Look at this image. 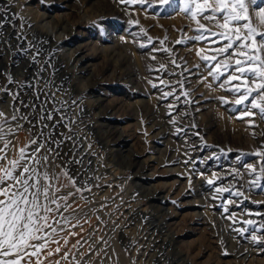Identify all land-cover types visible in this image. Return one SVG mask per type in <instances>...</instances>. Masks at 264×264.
<instances>
[{
  "label": "rangeland",
  "instance_id": "1",
  "mask_svg": "<svg viewBox=\"0 0 264 264\" xmlns=\"http://www.w3.org/2000/svg\"><path fill=\"white\" fill-rule=\"evenodd\" d=\"M152 4L0 0V20L7 17L0 30V111L5 113L0 117V136L11 141L7 156L17 158L19 147L38 137L40 131L45 135L51 131L44 129L51 121L41 124L38 119L45 109L56 108L55 119L63 115V123L75 120L71 132L63 126L57 128L73 139L65 140L59 157H50L47 170L57 175L63 166L71 175L79 173L80 184L93 178L89 181L92 192L83 193L88 203L80 194L69 201L74 207L79 205L77 216L86 215L91 221L84 224L82 233L74 229L80 235L68 245L81 264H264V249L251 242L249 233L242 237L232 231L247 227L242 220L264 221V216L247 214L264 213V205L252 202L264 201V192L247 183L253 177L243 166L255 164L257 158L242 155L264 144V136L259 135L264 121L256 117L259 127L250 129L245 122L248 117L238 119L242 107L222 105L217 99L223 96L234 102L236 97L218 87L221 81L208 77L207 67L196 56L197 49L207 52L208 40L189 39L198 33L190 16L181 12L184 0H169L166 5L152 0ZM259 6H264V0L250 6L253 26L259 25L255 17ZM129 20H139V24H129ZM201 22L218 31L212 23ZM141 27L154 38L157 48L167 37L163 47L170 48L172 56L151 52L153 45L141 49L139 44L147 38L133 35ZM177 40L184 43L176 44ZM152 55L157 59H151ZM173 58L181 67L170 63ZM160 63L175 75L156 71ZM158 77L170 81L176 95L188 91V99L194 103H184L182 95L179 101L174 96L161 99L160 89L171 88L160 85ZM204 77L207 80L201 83ZM149 80L159 87L153 88ZM177 81H183V89ZM209 83L211 88L206 86ZM170 103L177 105L172 112L178 119L175 126L168 115ZM13 115L16 120L11 119ZM192 123L197 125L195 129L188 127ZM176 127L186 131L174 135ZM253 130L256 137L251 135ZM185 139L188 145L197 146L195 151ZM4 140H0V148ZM185 151L194 164L184 163L189 158ZM31 154L29 148L27 155ZM81 159L82 164L73 163ZM233 169L243 173V179L229 175ZM213 173L223 177L218 185L235 184L249 200L227 193L213 200L214 188L206 182ZM69 192L74 189H62L60 195ZM223 199L239 202V207L229 206V212L237 214V224L224 218L227 214L219 207ZM103 204L108 206L101 208ZM81 238L89 243L73 249L71 245ZM225 248L230 254L227 257L222 255ZM71 259L62 264H71Z\"/></svg>",
  "mask_w": 264,
  "mask_h": 264
},
{
  "label": "snow or ice",
  "instance_id": "2",
  "mask_svg": "<svg viewBox=\"0 0 264 264\" xmlns=\"http://www.w3.org/2000/svg\"><path fill=\"white\" fill-rule=\"evenodd\" d=\"M120 3L126 5H145L153 7L152 0H119ZM169 0H160L161 5H166ZM258 0H184L181 12L187 13L190 19L195 23L194 31L198 33L189 39L195 41L208 40L207 52L205 48L196 50V56L204 62V66L208 69V77H212L213 81H221L218 87L224 91L229 92L235 96L234 102L229 101L226 97H217L222 105L233 104L234 108H243L240 112L238 119L243 120L245 117L249 119L245 122L250 129L259 127L256 122V117L260 121H264V31L258 28H264V6H259L255 11V17L259 20V25L253 26L252 13L250 6L257 5ZM18 14H14L16 16ZM131 15V13H129ZM5 20H0V30L3 29ZM212 23L214 28L218 31H213L208 28L205 23L201 21ZM129 24H139V20H129ZM133 35H142L147 38L146 42H141L139 47L141 49L153 45L154 38L148 35L145 28L141 27L139 33ZM215 39H212V38ZM167 37H165V40ZM165 40H160V48L154 45L151 52H165L172 56V50L163 47ZM176 44L184 43V40L175 41ZM212 45H218L212 47ZM36 55H39L37 52ZM156 60L157 57L152 55L150 57ZM32 61H36V56H32ZM170 63L176 65L177 68L181 65L177 64L176 60L170 59ZM197 68L200 65H196ZM159 72H169L168 67L164 63H160L156 69ZM182 74V73H181ZM169 75H175L174 72H169ZM223 79L221 80V78ZM160 85L170 87L171 90L162 92L161 99H167L174 96L177 101L180 96L185 97L184 103H194L188 99L189 92L182 91L180 95H176V88L171 87V82L165 79H160ZM207 80L204 77L200 82L203 83ZM235 82V83H233ZM148 83L153 88H158L159 85L149 80ZM180 88L183 89V81H177ZM208 88L212 84H206ZM55 96V93L52 94ZM15 95L13 99H15ZM66 103V102H65ZM75 103V102H73ZM168 115L171 117L170 123L177 125V117L172 116V112L176 109L177 105L170 103L168 106ZM45 114L38 117L41 124L44 121H51V124H44V129H51L47 135L44 131H40L38 137L29 140L28 144L19 147L17 158L9 159L7 150L11 141L4 140L0 136V140H4L3 148H0V264H62V261H69L71 256V264H81V261L76 260L75 256L68 250L70 239L80 235L74 229L79 228L81 233L84 230V224H90V218L86 215L83 217L77 216L79 205L73 206L70 203L71 197L80 194L81 199L88 203L86 197L83 196L85 191L91 193L92 185L89 183L92 177L85 179L82 184L78 183L80 176L79 173L71 175L68 170L63 169L59 174L53 175L47 170L50 157H59V149L64 144L65 140H72L71 135L57 132L59 126H63L71 132V120L68 123H63L66 117L61 115L59 119H55L54 113L57 112L53 108L51 112L44 110ZM180 115H187L181 113ZM5 113L0 111V117H4ZM28 120L27 116L22 117ZM12 120L17 117L13 115ZM32 124V121H28ZM22 127V125H17ZM195 129L197 125L192 123L188 126ZM3 128L0 127V132ZM31 131V129H30ZM186 131L185 128L176 127L174 135H180ZM12 133L13 129L9 128ZM193 135L200 136L198 132ZM253 137L257 133L253 130L251 132ZM260 136H264V131H261ZM203 137L200 140L203 141ZM185 144L188 145V140L185 139ZM193 151L196 150V145H188ZM15 147V146H13ZM89 147H91L89 145ZM29 148H31V155H27ZM229 151H231L229 149ZM224 152V149H221ZM184 155L189 158L184 161L187 165L195 163L190 153L185 151ZM215 155V154H214ZM242 155H250L257 158L256 163H246L244 168L248 176L253 179L247 183L253 189H261L264 192V185L261 181L264 180V144L253 152ZM213 157H209L212 159ZM73 163L82 164L83 160H74ZM41 166L43 170L41 171ZM203 175V173H200ZM234 178L243 179V173L238 169H233L229 172ZM95 179H99L96 177ZM223 177L213 173V177L206 182L209 186L214 188L215 195L212 196L213 200L223 198L227 193L229 197H243L244 200H249V196L235 184L218 185L216 182L222 180ZM191 183V182H190ZM111 187V185H108ZM95 187H100L96 184ZM72 188L74 192H69L66 195H60L62 189ZM256 204L264 205V201H252ZM173 204L177 203L172 201ZM236 205L239 207V202L232 199H223L219 207L223 209L224 216L232 224H237V214L229 212V206ZM108 205L103 204L101 208ZM249 216H264V213H247ZM97 220L101 217L96 215ZM73 221H75L73 223ZM247 227H235V231L240 236H245L249 233L251 242L264 249V221L259 224L255 219H247L240 221ZM115 224V221H113ZM231 227V225H230ZM248 238V237H246ZM63 240V245L60 241ZM86 240L77 239L76 243L71 245L73 249L83 247L88 244ZM223 243V241H221ZM55 244L56 247L52 248L51 245ZM89 252H92L89 247ZM99 255V253H95ZM222 255L227 257L230 254L227 249H223ZM53 257L59 259L52 260Z\"/></svg>",
  "mask_w": 264,
  "mask_h": 264
}]
</instances>
